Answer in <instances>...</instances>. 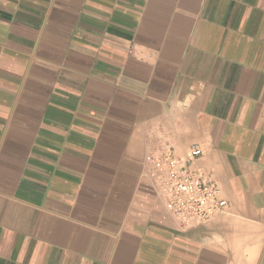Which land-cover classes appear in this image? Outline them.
I'll return each instance as SVG.
<instances>
[{
    "label": "crops",
    "instance_id": "obj_1",
    "mask_svg": "<svg viewBox=\"0 0 264 264\" xmlns=\"http://www.w3.org/2000/svg\"><path fill=\"white\" fill-rule=\"evenodd\" d=\"M192 144L182 228L144 156ZM0 264H264V0H0Z\"/></svg>",
    "mask_w": 264,
    "mask_h": 264
},
{
    "label": "built area",
    "instance_id": "obj_2",
    "mask_svg": "<svg viewBox=\"0 0 264 264\" xmlns=\"http://www.w3.org/2000/svg\"><path fill=\"white\" fill-rule=\"evenodd\" d=\"M202 154L201 146L192 144L184 154L167 145L144 156L167 211L182 228L208 222L228 206L212 173L197 164Z\"/></svg>",
    "mask_w": 264,
    "mask_h": 264
},
{
    "label": "rangeland",
    "instance_id": "obj_3",
    "mask_svg": "<svg viewBox=\"0 0 264 264\" xmlns=\"http://www.w3.org/2000/svg\"><path fill=\"white\" fill-rule=\"evenodd\" d=\"M216 218V217H215Z\"/></svg>",
    "mask_w": 264,
    "mask_h": 264
}]
</instances>
